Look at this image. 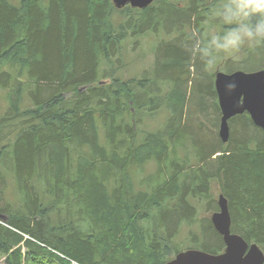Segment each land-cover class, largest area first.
<instances>
[{
	"label": "trees",
	"instance_id": "1",
	"mask_svg": "<svg viewBox=\"0 0 264 264\" xmlns=\"http://www.w3.org/2000/svg\"><path fill=\"white\" fill-rule=\"evenodd\" d=\"M212 2L157 0L141 10L113 0H0L5 264H166L183 224L200 227L193 249L220 255L222 236L197 210L215 203L213 183L232 233L264 251V130L244 113L230 120L227 144L218 137L216 75L194 47L224 27L208 15ZM162 33L170 39L157 46L151 73L124 81L109 70L126 40ZM255 49L264 53V42L222 54L215 67L264 70ZM160 114L168 122L153 131L145 123ZM204 119L215 121L212 133Z\"/></svg>",
	"mask_w": 264,
	"mask_h": 264
},
{
	"label": "water",
	"instance_id": "2",
	"mask_svg": "<svg viewBox=\"0 0 264 264\" xmlns=\"http://www.w3.org/2000/svg\"><path fill=\"white\" fill-rule=\"evenodd\" d=\"M155 1L114 0L117 8L130 4L132 8L141 10ZM215 89L222 114L219 134L224 143L230 138V120L244 113H248L253 123L264 130V70L217 72ZM218 206L219 212L213 214L211 221L223 238L225 251L220 255H211L202 250L189 249L179 252L166 264H264V252L258 245H250L241 236L232 233L228 201L223 195L219 196Z\"/></svg>",
	"mask_w": 264,
	"mask_h": 264
},
{
	"label": "rangeland",
	"instance_id": "3",
	"mask_svg": "<svg viewBox=\"0 0 264 264\" xmlns=\"http://www.w3.org/2000/svg\"><path fill=\"white\" fill-rule=\"evenodd\" d=\"M120 15L116 14V20L117 23H119L118 21L120 20L117 19ZM169 37L167 35H165L164 33L160 34V35H155L152 34L150 36H146L144 38L141 39H137L136 38H131L125 41L124 44V48H123V52H122V56L121 57H115L114 59V66L109 68V70H112L114 73H116L117 76L121 77L124 81L127 80H137V79H142L144 74L147 73H151V71L154 69L155 65H156V49L157 46L163 42H167L169 41ZM251 45H245V47H249ZM254 52L252 57H257V66L260 67L262 65V59L264 58V53L261 52V50H257ZM234 55V54H233ZM232 55H228L224 58L225 60L228 58H231ZM118 59H121L122 65L117 64L118 63ZM239 59H242V62H239V65H243V63H250L252 64L253 62L251 60H249L248 58L243 59V57H240ZM264 60V59H263ZM108 69V68H107ZM243 69V68H242ZM242 69H238V70H234L231 71V73H234L236 71H243L246 72V70H242ZM257 70L255 71L253 69V71L251 72H258L261 70H258V68H256ZM214 74L216 75L217 72H225L228 73L227 70L224 67H215L213 69ZM103 77V75L101 76ZM103 81V79H102ZM102 83H106V84H110L111 83V79L108 80H104V82ZM162 83L164 85H167V87L169 88L170 83L167 81H162ZM205 86V84L202 85L201 89H203V87ZM26 100L29 101V98H27ZM30 102V101H29ZM8 107V101L6 98V95L4 94L3 89L0 87V117L3 115V113L7 110ZM187 113L188 115H191L192 112L187 108ZM196 112L194 114H192V118L195 117L196 119ZM187 116H185L186 119ZM211 118H213V116H211ZM167 115L166 114H160L159 116H157L155 119H153L152 121H147L145 124L149 127H151V129L153 131H158V130H162L165 128L167 122ZM204 121L206 122V120L204 119ZM210 121V120H209ZM215 121H210L206 122V127H209V129H206L208 132L212 131L210 130V127L213 128L215 127L214 125H212ZM218 124V128L217 131H215V133L218 134V137H220L219 131H220V125H221V120L217 123ZM101 135L104 137L103 133H101ZM207 139V138H206ZM228 143V142H227ZM225 143V144H227ZM6 144V142L4 143ZM4 144L0 145L3 146ZM199 144H201L199 142ZM36 161V160H35ZM34 165H37V163H35ZM14 175L9 174L8 178L10 181V185L9 188H7V197L9 199H11L13 202H18L19 201V194L16 191V187H15V183L13 180ZM212 193H210V196L212 197V200L217 203L219 200V196L221 195V191L217 186V183H213V188H212ZM213 202L210 201H205V200H201L198 202L197 204V210H198V217L200 219H204V218H212L213 214L215 212H217L216 209H213L215 206ZM17 205V204H15ZM213 209L212 211H209ZM200 232V227L198 225L192 227V226H187L186 224H183L181 227V233L179 234L178 237H176L175 239V245L179 246L178 251L179 252H183L189 249H193L192 243H191V232ZM26 238H30L27 237ZM56 252V251H55ZM57 253V252H56ZM59 254V253H57ZM176 256V255H175ZM175 256L173 257V259L175 258ZM64 259H68L66 257H64ZM71 264H73V262H70ZM0 264H5V258L0 256Z\"/></svg>",
	"mask_w": 264,
	"mask_h": 264
},
{
	"label": "clouds",
	"instance_id": "4",
	"mask_svg": "<svg viewBox=\"0 0 264 264\" xmlns=\"http://www.w3.org/2000/svg\"><path fill=\"white\" fill-rule=\"evenodd\" d=\"M208 15L224 26L195 42V50L208 70L215 68L222 54L233 55L245 45L264 42V0H213Z\"/></svg>",
	"mask_w": 264,
	"mask_h": 264
},
{
	"label": "bare ground",
	"instance_id": "5",
	"mask_svg": "<svg viewBox=\"0 0 264 264\" xmlns=\"http://www.w3.org/2000/svg\"><path fill=\"white\" fill-rule=\"evenodd\" d=\"M157 1V0H156ZM155 1V2H156ZM113 2H114V0H113ZM114 5H115V7L117 8V6H116V4H115V2H114ZM127 6H130V7H132L130 4H128ZM127 6H125V7H127ZM125 7H122V8H125ZM118 9H121V8H118ZM229 124H230V122H229ZM264 252V251H263Z\"/></svg>",
	"mask_w": 264,
	"mask_h": 264
},
{
	"label": "built area",
	"instance_id": "6",
	"mask_svg": "<svg viewBox=\"0 0 264 264\" xmlns=\"http://www.w3.org/2000/svg\"><path fill=\"white\" fill-rule=\"evenodd\" d=\"M67 260H69L70 262H73V264H77L75 261H72V260H70V259H67Z\"/></svg>",
	"mask_w": 264,
	"mask_h": 264
}]
</instances>
